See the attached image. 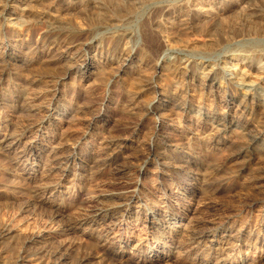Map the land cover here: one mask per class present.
I'll list each match as a JSON object with an SVG mask.
<instances>
[{
  "label": "rangeland",
  "instance_id": "obj_1",
  "mask_svg": "<svg viewBox=\"0 0 264 264\" xmlns=\"http://www.w3.org/2000/svg\"><path fill=\"white\" fill-rule=\"evenodd\" d=\"M39 1H42L43 4L39 3ZM48 1L32 0L31 4H33V7L29 8L25 4H12L15 9L13 7L12 13L5 14L7 19L4 20L6 23L9 22L7 27L9 33L13 34V37L17 36L16 38L26 40L30 44H36V42L38 43L41 40V30H44L42 28L45 26L47 28L49 25L54 24L65 30L66 33L67 31L82 32L92 26L93 15L90 13L91 10L79 12L78 10L70 9L57 12L53 11L54 9L51 10V7H47ZM100 1L107 6L109 12L114 13L115 8H117L118 14L121 13L118 10L121 9V4L117 5L113 0ZM176 1L166 0L164 3H174ZM91 2H88V6L92 5ZM262 2L263 0H216V6H227V10L220 12L221 14H217L218 16L214 14L203 16L196 22L197 25L194 26L196 27L194 30H192L193 28L186 30L183 27L181 28L179 24H175L172 29H165L160 25L159 29L155 28L152 30L148 22L147 12H150L153 5H149L150 3L147 0L136 4L134 8L130 9L129 13L124 15L125 28L121 27L116 30L113 27H105L98 32L97 37H101L100 40H102L100 41L101 46L97 45L96 47L95 44L88 49V55L93 56V59L91 68L85 74L79 75V73L72 72L69 75H64L62 74L63 67L61 68V65L56 67L57 65H54L56 62L49 61V58H46L43 53L40 54L41 58L29 64L31 67H28L29 65L25 66L24 57L10 62V66L5 65V68H9H7L6 73L0 72V95L5 94L8 97H5L6 100L4 101L6 108L4 106L0 108V131L12 132L15 129L20 130L25 123L28 124L35 119L37 120L43 114L44 116L47 115V121L42 126L34 127L31 132L26 133L22 144L24 145L25 142H29L32 139L31 143L36 146L26 165L23 158H20L22 163H16L15 160H18L17 153L13 154L12 151L6 154L0 149V264H13L17 258L20 259L21 257L23 259L19 261L20 264H45L46 261L42 263L43 260L39 259V256L43 255L40 252L60 246L66 250H62L63 253L66 252V254L64 253L65 259L62 260L63 264H146L142 263V256L138 254L132 255L131 252L133 253L137 248L148 249L150 245L159 244L156 237L150 233V231L153 232V225L155 224L144 221V213L148 209H156V212L163 215L170 214L173 210H179L173 218L181 215L188 217L187 224L197 230L195 237L203 235L205 231L212 232L218 229L221 232L220 229L225 228L226 231H222L220 234L228 233L231 242H235L238 236H241L243 241H247V239L250 241H247L249 245L241 247L236 256L246 257L248 261L252 260L256 264H264V245L260 243L262 240L255 232L260 224L264 225V203L262 201L264 199V179H255L258 172L256 169H251L253 164L250 165L251 168L238 170L235 176H230L226 173L229 171V165L223 166L225 157L229 152L222 143L210 142L208 139L210 125H203L191 113L182 114L174 108L158 110V114L160 112L164 114L163 116H158V114H146L141 106L143 102L150 101L158 96L155 89L160 87L174 89L175 87L176 90H179L180 88L185 89L187 85V93L183 92V94L189 99L205 100L209 107L216 106L221 112L230 111V109L234 110V107L229 108L225 105L222 96L213 98L212 96H206L192 79L187 78L184 80L178 75L167 73L166 70H162L159 73V69L155 68L153 62L158 52H161L163 44L171 46V51H168L167 54L170 57L175 56L176 53H180L179 56H183L181 49L190 45L196 46L200 50L220 53L222 46L228 42L227 38L228 40L230 39L228 37L230 36L228 33L231 34L229 22L235 19L239 21L241 17L243 19L239 3L240 5H249ZM1 3L0 10L3 8ZM126 8L125 10H127ZM159 11L161 12V9L157 8L156 11H153L152 16L155 13L159 14ZM41 12L47 13L40 14ZM220 19H225V21L223 22ZM27 21L28 23L30 22L28 26L31 24L32 26L20 28V25ZM1 24L2 22L0 21ZM167 25L170 26V23ZM126 28H128L127 32L125 31ZM122 31L126 33L133 31L137 38L142 36L136 45L133 42L131 43L134 46L133 49L131 44H129L131 46L129 48L132 49L130 55L136 56V54H140V58L143 59L139 61L133 58L134 60L129 61L127 66L131 67L135 73L140 72L143 76L151 77L155 82L154 84H157L155 89H148L143 94L139 93L136 90L143 82H134V85L130 86L127 83L134 76L132 75V77L127 79L122 72H118L120 75L115 76L116 70L109 66L112 65V62L106 61L105 56L107 53H112L111 36ZM172 31L173 33H171ZM216 36L218 37L216 38ZM212 41H214L213 44L211 43ZM219 41L221 42L219 43ZM260 42V44L264 45L263 40ZM123 44L119 49L124 47ZM210 44H215L216 46L214 45V47ZM175 50H178V52ZM142 52L143 55L141 54ZM120 53L122 52L116 49L112 54L125 57V54ZM219 53L209 57L197 55L195 59L196 61L215 60L218 58L216 54ZM226 59L228 65L232 63L241 64L231 57ZM102 63H104V66ZM220 65L222 67L225 64L220 62ZM0 69H2L1 66ZM8 72L9 74H7ZM34 73H40L42 79L39 82L30 83ZM57 77L63 78L58 81ZM55 79L58 81L57 84L52 83L56 82ZM49 83L50 85L54 84V87L58 88L59 91L55 92V90H52L53 88L48 86ZM48 87L50 90L46 89ZM55 102L60 103L58 108L53 107ZM45 105L48 109L41 107ZM158 106L159 108L161 107L160 103ZM32 108H35V110ZM54 110L61 112V115L54 116L56 119H53L51 114ZM193 110H196V107ZM12 123L14 126H12ZM156 129L159 131L157 135L155 134ZM234 138H236L235 135ZM86 140H90V145L87 146V153L80 151L77 147H73L74 144H70L71 148L70 145L66 146L68 142L76 143ZM107 140L113 144L110 146ZM186 143L190 145L183 148L184 151L176 148L179 144ZM55 144L65 145L64 152L60 155L63 158L61 159L59 156L60 162L63 164L61 163L56 168L51 167L48 161L51 159L50 148ZM150 144L151 146L162 147L161 150L164 154L155 159H148L147 167L142 168L139 172L136 169V165L139 163L138 158H141L142 148ZM96 145L101 147L100 151L95 147ZM107 145L109 148H107ZM102 150L113 154L116 152L118 155L116 163H124L123 171L119 174L120 177L117 175L112 178L108 166L105 169L102 168L104 167L101 163L104 158ZM72 152L77 153V159L71 158L67 162L66 158L65 161L64 156ZM102 156L103 158H101ZM85 159L87 160L86 162H84ZM187 159L196 160L198 165L188 163ZM257 160L264 165V153L258 155ZM35 163L38 164L35 165ZM204 163L208 165L207 167H219L220 165L219 170H222L216 173L218 176L220 174L224 175H221L222 180L220 178V182H218L220 185L215 182L216 180L209 178L210 175L208 173L206 175L205 169L207 168ZM202 172L208 177V180ZM136 178H139L138 184L136 183ZM223 178H226L227 181ZM202 179L206 181H202ZM223 180L225 183L222 185ZM187 182L189 183L186 184ZM126 185L127 187H125ZM134 187L138 190L137 194L140 201L132 202L131 209L133 212L131 214L137 213L136 209H141L143 212L139 214L141 219L128 217L125 221L120 222V218H118L119 220L116 219V221L120 223L118 222L114 226L115 229L110 234L111 236L120 232V238L115 235L112 237L115 242L113 243L115 250H119L120 244L123 246L125 242L128 243L127 251L122 254V261L119 259L110 260L111 256L108 258L104 254L105 246L96 241V237H93L94 235L87 236L82 234L85 229L89 231L90 222L80 228L76 226V229H68V225H72L75 223L74 221L77 222L84 214L91 218L92 213H94L92 211H95L101 204L108 202L105 200L104 195L111 190L125 191ZM52 203L58 204L57 209L54 208V205L52 206ZM137 203L139 205H136ZM143 204L146 206L141 208ZM120 212L126 214L128 211L124 212L121 210ZM221 225L222 228L219 229ZM60 228L62 229L60 230ZM98 228L97 231H101V225ZM248 231L251 232L249 233ZM200 232L201 234H199ZM159 239L164 244L177 245V247L171 252L168 263L158 260L155 264H192L195 261V257H192L194 255H186V241H183L182 237L180 239L177 234H173L171 237L165 238L159 236ZM176 239L181 243L176 242ZM112 240L110 239V241ZM162 248L164 249V246ZM202 248L203 246H201ZM37 256L38 259H36ZM81 258L85 260L83 261ZM147 259L149 260L150 258L147 256ZM80 260L82 261L79 263ZM214 260L212 257L209 264ZM150 262L153 263V261ZM201 263L197 262L194 264ZM226 264H231V262Z\"/></svg>",
  "mask_w": 264,
  "mask_h": 264
},
{
  "label": "bare ground",
  "instance_id": "obj_2",
  "mask_svg": "<svg viewBox=\"0 0 264 264\" xmlns=\"http://www.w3.org/2000/svg\"><path fill=\"white\" fill-rule=\"evenodd\" d=\"M31 1L32 0H3V1L0 0V2H2L1 5L3 6V8L0 10V21L2 22V24L0 25L1 26L0 28V66L2 67V69H0L1 73H6V71L8 70L7 68L9 67L5 68V65L8 66L10 62H14L17 59L24 57L23 59L24 64L27 67L29 64L33 63L35 60H38L39 58H41L42 56L40 54L43 53V55L46 58H49V61L56 62L54 63V65H57L56 67L60 65H61V68L63 67L62 74L69 75L72 72L79 73V75L85 74V72L91 68L92 66L91 62L93 59L92 58L93 56L88 55V51H89L88 49L93 47L95 44L97 47V45H100V41H102L100 40L101 37H97L98 32L105 27L106 28L113 27V28H116V30H119V28L121 27L125 28V25H124L125 19L123 18L124 15L126 13H129L131 11L130 9L134 8L136 4H139L140 2H145L147 0H113L114 3H116L117 5L121 4V9H118L121 11L120 14H118L119 11L118 12L116 11L117 8H115L116 12L115 11L114 13L109 12L107 9V6L100 0H66V1L65 0L64 1L63 0L62 1L61 0H49L46 4L47 7H51V10L54 9L53 11H57V12L68 11L70 9L78 10L79 12L91 10L90 13L93 15V20L91 23L92 26L86 30H83L82 32L78 31L74 33V32L67 31L66 33L65 30L55 26L54 24L52 25L47 24L49 26L47 28H45L46 26L42 28L44 30H41V40L38 43L36 42V44H30L26 42V40H22L21 38H16L17 36L13 37L12 36L13 34L11 35V33H9V30L7 28L9 26L8 25L9 22L8 23L4 22V20L7 19V17L5 18V14L13 12L14 5L12 4H15V5L25 4V6L29 8V7H33V4H31ZM89 1H92L91 2L92 5L90 6H88ZM148 1L150 3L149 5H153L152 8L150 9V12L149 11L147 12V18L149 20L148 22L152 30L155 28L159 29L160 25L164 27L165 29L166 28L172 29V27L175 24H179L181 28L183 27L186 30L188 29L191 30L192 28H193L192 30H194V28H196L194 26L197 25L196 22H198V20H200L203 16L212 15V14L219 15L221 14L220 12H225L227 10L226 8L227 6H223V7L216 6L215 5L216 0H177L176 2H174L175 4L174 3H168V4L164 3L166 0H148ZM39 3L43 4L42 1L41 2L39 1ZM161 3H164V4H161ZM125 7H127L126 8L127 10H125ZM239 7L241 9L240 11L243 13L242 14L243 19L242 17L239 21H237L236 19L235 20L231 19L232 21L229 22L231 34L228 33V35H230L228 36L230 39L228 40L227 38L228 42H226V44L222 46L221 48L222 50L220 53L200 50V49H197L196 46L190 45V46H185L184 48L181 49L183 56H179L180 53H176L175 56L170 57V55L168 56L167 54H168V51H171V48H170L171 46L169 47V45L163 44V47H161V50H160L161 52L160 53L158 52V55H156V58L153 62V64L155 65V68L159 69L158 71L159 73L162 70L163 71L166 70L167 73L173 74L175 76L178 75L179 77L184 78V80L187 78L192 79L196 82V86L199 89H201L206 96H212V98L222 96L223 101L225 102V105L229 108L234 107L235 108L234 110L230 109V111L228 110V111L221 112L216 108V106L209 107V104H207L205 100L198 101V100L189 99L188 97H186V95L184 96L183 94V92L187 93V89H188L187 85L185 89L180 88L179 90L178 89L176 90L175 87L174 89L166 88V87H160L158 89H155L157 87V84H154L155 82L151 77L143 76L140 72L135 73L131 67L127 66L129 61L134 60L133 58H136L139 61L143 59V58H140V54H136V56L130 55L134 47L133 44L131 43L133 42L136 45V43L139 41V38L142 36L140 37L138 36L137 38V36L135 35V32L133 31H130V33H126L128 31L127 30L128 28L125 29V31L127 30L126 32L125 31L118 32V34H114L113 36H111V39H110L112 53L117 49L118 51L122 52L120 54H125V57H122V55L119 57L117 54H112V53H107L105 57H106V61L112 62V65H109V66H111L110 68L116 70L115 76L120 75L118 72L120 73L122 72L125 75V78L127 79L132 77V75L134 76V78L129 80V82L127 83L130 86H133L134 82H140V81L143 82V84H140L141 86L137 88V90L134 87L135 90L138 91L139 93L143 94V93H146L145 91H147L148 89H153V88L155 89V92L157 93L158 96H156V98L154 97V99H151L150 101L148 100V101L143 102V105L141 104L146 114L148 113H151V115L158 114L159 112L158 110H164V109L170 110L171 108L176 109L178 112L182 114L191 113V115H193L195 119L200 121L203 125H207V124L210 125V128H209L210 131L208 133L209 134L208 139L210 140V142L211 143H214V142L222 143L225 146L226 150L229 152L228 153L226 151L228 154L225 157L226 158L225 163L223 162L224 165L222 163L223 166H226V164L229 165V168H228L229 171L226 173H228L230 176H233V175L235 176L236 171L252 167L251 169H256L258 172L255 176V179L260 180V179H264V165H262L259 162V160H257L258 155L264 153V45L260 44L261 43L260 41L262 40L264 41V0L262 3H255V4L252 3L249 5L248 4L240 5L239 3ZM153 8H154L153 11H156L157 8H160L161 12L159 11V14L155 13L156 15L154 14V16H152V14L154 13L152 11ZM46 13L41 12L40 14H46ZM173 17H175L176 19ZM222 21L224 22L225 19ZM167 22L170 23V26L167 25L168 24ZM29 23L28 21L23 23L22 25H20V28L22 27L28 28L32 26V24L28 26ZM210 31L212 30L210 29ZM171 33H173V31ZM167 34L169 33L167 32ZM215 34H216V31H215ZM217 37L218 36H216V38ZM220 42L221 41H219V43ZM122 43H124L123 44L124 47L119 49ZM211 43L213 44L214 41H212ZM215 43H216V40H215ZM129 44H131L132 49L129 48L131 47ZM175 51L178 52V50H175ZM215 53H219V54H216L218 58L215 60L196 61L195 59V56L197 55H201V57L202 56L209 57ZM141 54L143 55V52ZM145 54L144 56H146ZM227 57L236 59L241 64L239 65L238 63H232L228 65L227 64L228 62H226ZM220 62H224L225 65L221 67ZM102 65L104 66V63H102ZM28 67H31V66L29 65ZM7 74H9V72ZM62 78L63 77L58 78V81ZM125 78L122 77V79L124 80ZM41 79H42V75H40V73H37V74L34 73V75H32L31 77L30 83L39 82L41 81ZM58 81L56 80V82H52V83L57 84ZM50 83L48 84V86L52 87L53 88L52 90H55V92L59 91L58 88L54 87L55 86L54 84L50 85ZM49 87L46 89L50 90ZM5 97H8V95H5V94L0 95V108H2L3 106L5 107V104H4V101L6 100ZM22 100H23V96H22ZM159 103L161 105L160 108L158 106ZM54 106L58 108L60 106V103L55 102L53 104V107ZM41 107L47 108L46 105L41 106ZM195 107H196V110H193L195 109ZM32 109L35 110V108H32ZM51 114L53 116V119H56L54 118V116L61 115V112L54 110L52 111ZM163 115L164 114H162L161 112L158 114V116H163ZM155 116L153 117L155 118ZM46 118H47V115L44 116L43 114L42 117H40L39 119L37 120L35 119L28 124L25 123L23 126L21 125L22 128L21 129L19 128L20 130L17 129L18 131L16 129L13 130L12 132L0 131V149H2V151L6 154L12 151H13V154L17 153L18 160H15L16 163L18 164L22 163L20 158H23V160H25L24 162L26 165L28 163V159L31 157V155H33L34 153L33 150L35 149L36 146L35 144L31 143L32 139L29 142H25L24 145L22 144V142L24 138L26 137V133L29 131L31 132V130L34 127L42 126L45 123V121H47ZM12 126H14L13 123H12ZM155 134L156 135L159 134L158 129H156ZM234 135L236 136V138H234ZM21 144H22V147H21ZM70 144H74L73 147H77V149H80V151L82 152L85 151V153H87L88 151L87 146L90 145V140H86L84 142L78 141L76 143L68 142L66 143V146ZM108 144L111 146V144L113 143L108 141ZM79 145H80V148H79ZM189 145H187V143L179 144L178 146H176V148L178 150H183V148H185L186 146L189 147ZM64 147H65L64 144L63 145L55 144L54 146L50 148V151H51L50 158L51 159L48 161L50 162L51 167H55V168L57 166L59 167V165L62 163L60 162L59 156L64 152L63 151ZM95 147L99 149L100 151L101 147L99 145H96ZM70 148H71V145H70ZM107 148H109V146ZM161 148L162 147H156L155 145L151 146V144L148 146L146 145V147L142 148L141 158L140 157L138 158L139 163L138 164L136 163L137 164L136 169L140 172L142 168L147 167L146 163L148 159H155V158H158L160 155L164 154ZM103 152H104L103 153L104 158L103 156L101 157L103 158V161L101 160V163L104 167L102 168L105 169V167L108 166V168L111 171L110 176L112 178H115L114 176H117V175L119 176L121 171H123L122 167L124 163L122 164L116 163V159L118 156L116 152L115 154L111 152L107 153V151H103ZM60 157L61 159L63 158V156H60ZM64 158H65V161L67 158V162L71 158L77 159V153L72 152L64 156ZM86 161L87 160L85 159L84 162ZM24 162H23V165H24ZM187 162L198 165L196 160L187 159ZM36 164L38 163H35V165ZM252 164L253 166L250 167V165ZM207 166L208 165L205 166L207 168L205 169L206 175L208 173L210 175L209 178L216 180L215 181L216 183L220 182L221 175L223 174H220L219 176L216 174L222 170V169L219 170L220 165L219 167H211V166L207 167ZM31 169H33V167H31ZM221 173H224V172H221ZM206 175H205V178L207 177ZM214 175H217V176H214ZM136 180H137L136 183L138 184L139 178H136ZM203 180L206 181L205 179H202V181ZM207 180H208V177H207ZM224 180H226V178ZM224 180L222 181L223 183H221L222 185L225 183ZM118 181L120 182V180ZM188 183L189 182H187L186 184ZM125 187H127V185ZM137 193H138V190L136 187L130 190L126 189L125 191L111 190L110 192L104 195L105 200L108 202L106 204H101L98 208L95 209V211H92L94 213H92L91 218H89L90 216L86 214H84V216L81 215L82 216L81 218L79 219L77 218L78 220L76 219L77 222L74 221L75 223L72 222L73 223L72 225H68V229H73V228L76 229L77 227L80 228L87 222H90L89 225L91 224L90 225L91 227H89V231L85 229L82 232V234L87 235V236L94 235L93 237H96V241H98L99 243H102L101 245L105 246L104 254L108 256V258L109 256H111L110 260L119 259L122 261L123 259L122 254L125 251H127L128 243L125 242V245L123 246L120 244L119 250H115L114 249L115 247L113 244L115 242L112 240L113 239L112 237L115 235L120 238V232H117L116 234L111 235V236L110 234L113 231V229H115L114 226L119 222V221L118 222L116 221V219L118 218H120V222L125 221L126 218L128 217L130 218L132 217V218L139 219V220L141 219V217L139 216V214H141L142 212L141 209L139 210L136 209L137 213L134 210L135 214L133 213L131 214V212H133V210L131 209V206L133 205L132 202L140 201L139 195ZM262 201L264 203V199ZM53 205H54V208L57 209L58 204L56 205L52 203V206ZM136 205H139V204L137 203ZM124 206L126 207L123 208ZM145 206L146 205L143 204L141 205V208H144ZM121 210H123L124 212L126 211L128 212L126 214L121 213L120 212ZM178 212L179 210L178 211L173 210L172 212H170V214L163 215V214H159L158 212H156V209L146 210V212L144 213L145 215L144 221L150 224H153V223L155 224L153 225L154 226L153 232L150 231V233H152L151 234L152 236L156 237L159 244L156 243V244L150 245L148 246V249H140V248L138 249L137 248L135 249L133 253L131 252V254L132 255L138 254L142 256V263H146V264H155L158 262V260L164 261V263H168L169 256H171V252H173V249L177 247V245L173 246L172 244H167V243L164 244L159 239V236H162L165 238V237H171L173 234H177V237H179L180 239L182 237V240L186 241L185 242L187 246V248L185 247L186 255L187 256L194 255L192 257H195V261H193L192 264L197 263V262L201 263L202 261L204 262H202L201 264H209V261L212 257L215 260L211 264H226L228 262H231V264H256V262L252 260L248 261L246 257L236 256L237 252L241 250V247L243 245H249L248 242L250 241H248V239H247L248 242L243 241L241 236H238V238L235 239V242H231L229 240L230 238H229L228 233L220 234L222 231H226L225 228H222V225L221 227H219V229L222 228L220 229L221 232H219L218 229H215L216 231L211 229L213 230L212 232L205 231L203 235L195 237L196 236L195 234H197L196 232L197 230L193 229L194 228L193 226H190L189 224H187L186 221L188 217L181 215L179 217L173 218V216L177 215ZM100 225H101V228H100L101 231L100 230L97 231ZM61 229L62 228H60V230ZM234 230L236 229L234 228ZM248 232L250 233L251 231H248ZM255 232L260 236L262 240L260 243H263L264 245V225L260 224L256 228ZM199 234H201V232ZM110 239L112 241H110ZM176 242H178L177 239H176ZM178 243L180 244L181 242H178ZM163 246H164V249L162 248ZM201 246H203L202 249H201ZM63 248L64 247L60 246L57 248L46 249L43 252H40L41 254L43 253V255L39 256V259L43 260L42 263L46 261L45 264H63L62 260L65 259L64 253L66 254V252L63 253L62 250H65ZM132 248L134 249V247ZM147 256L150 258L149 260L147 259ZM21 259H23V257H21L20 259L17 258V260L13 264H20L19 261ZM36 259H38V256ZM82 260H80L79 263ZM150 261H153V263Z\"/></svg>",
  "mask_w": 264,
  "mask_h": 264
}]
</instances>
